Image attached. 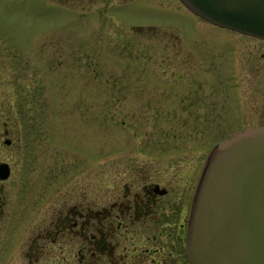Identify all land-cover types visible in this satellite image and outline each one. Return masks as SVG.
Listing matches in <instances>:
<instances>
[{"label":"rangeland","instance_id":"1","mask_svg":"<svg viewBox=\"0 0 264 264\" xmlns=\"http://www.w3.org/2000/svg\"><path fill=\"white\" fill-rule=\"evenodd\" d=\"M221 28L182 0H0V39L17 48L19 63L49 51L51 79L46 100L0 99V162L13 169L0 183V264H64L48 254L29 260L26 243L31 230V238L45 233L42 203L57 187L46 178L60 173L62 156L77 172L94 157L104 172L109 157H174L199 180L217 143L264 123V111H236L234 90L223 84L233 82L232 53L253 40L221 36ZM16 111H50L38 135L45 147L29 128L14 132L17 147L4 144L1 124ZM176 124L179 131H171ZM185 124L188 131L180 129Z\"/></svg>","mask_w":264,"mask_h":264},{"label":"flooded vegetation","instance_id":"2","mask_svg":"<svg viewBox=\"0 0 264 264\" xmlns=\"http://www.w3.org/2000/svg\"><path fill=\"white\" fill-rule=\"evenodd\" d=\"M221 29L226 31L221 36L235 34L240 40H253L232 53L233 82L230 79L223 82H228L234 90L235 110L264 111V38L232 28ZM38 52V58L30 55L32 61L19 63L17 48L0 39V99L19 95L39 100L49 98V51L40 49ZM20 116H25L24 126L19 123ZM49 117L50 111L12 113L13 119L1 124L6 137L4 144L17 147L21 136L20 141L16 140L14 132L29 128L33 131L34 144L44 146L38 135L45 131ZM254 127L257 126L239 130ZM178 129L177 124L170 127L173 132ZM180 129L188 131L189 126L185 124V128ZM35 154L32 151L33 159ZM173 158L163 163L157 157L145 155L109 157L104 172L100 171L98 158L94 157L87 170L77 172L72 161L62 156L58 159L60 173L51 172L46 178L51 183L57 181V187L48 188L50 193L42 203V211L49 217L45 233L36 232L38 236L31 238V230L28 235V259L37 262L48 254L50 259L64 264H184L186 259L190 263L189 226L199 180L194 178L193 166L183 169ZM2 162L10 165V178L11 163ZM56 166L57 163L52 168ZM4 205L0 189V220ZM38 242L43 244L37 246ZM72 243L75 249L68 257ZM46 246L51 251L44 252ZM68 258L73 259V263L68 262Z\"/></svg>","mask_w":264,"mask_h":264},{"label":"water","instance_id":"3","mask_svg":"<svg viewBox=\"0 0 264 264\" xmlns=\"http://www.w3.org/2000/svg\"><path fill=\"white\" fill-rule=\"evenodd\" d=\"M222 27L264 38V0H182ZM10 165L0 163V180ZM192 264H264V125L233 133L211 150L193 202Z\"/></svg>","mask_w":264,"mask_h":264}]
</instances>
